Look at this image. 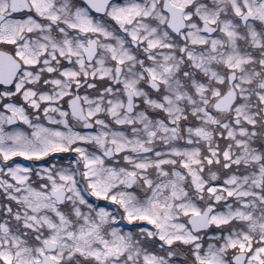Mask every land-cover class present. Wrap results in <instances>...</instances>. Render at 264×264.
Returning <instances> with one entry per match:
<instances>
[{
	"label": "snow or ice",
	"instance_id": "6c2138e0",
	"mask_svg": "<svg viewBox=\"0 0 264 264\" xmlns=\"http://www.w3.org/2000/svg\"><path fill=\"white\" fill-rule=\"evenodd\" d=\"M0 264H264V0H0Z\"/></svg>",
	"mask_w": 264,
	"mask_h": 264
}]
</instances>
